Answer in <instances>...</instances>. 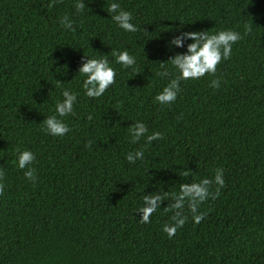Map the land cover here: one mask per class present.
<instances>
[{
    "label": "trees",
    "instance_id": "16d2710c",
    "mask_svg": "<svg viewBox=\"0 0 264 264\" xmlns=\"http://www.w3.org/2000/svg\"><path fill=\"white\" fill-rule=\"evenodd\" d=\"M83 2L77 12L75 0H0V264H264V0H116L135 32L111 20L112 0ZM223 29L241 35L230 57L214 74L181 80L171 104L156 102L177 75L164 62L191 43L171 39ZM113 50L135 65L115 63ZM101 55L116 76L90 98L78 68ZM63 89L77 99L56 137L43 120ZM137 120L160 138L132 143ZM141 148L142 159L125 160ZM18 149L35 154L34 181L16 166ZM217 168L224 184L209 185L218 194L199 204L200 222L185 201V223L169 238L162 226L174 222L167 206L180 185ZM153 193L164 200L140 223Z\"/></svg>",
    "mask_w": 264,
    "mask_h": 264
},
{
    "label": "clouds",
    "instance_id": "9594fccd",
    "mask_svg": "<svg viewBox=\"0 0 264 264\" xmlns=\"http://www.w3.org/2000/svg\"><path fill=\"white\" fill-rule=\"evenodd\" d=\"M83 0H75L74 7L77 12H80L85 8ZM108 11L112 13L111 20L115 22L118 28L127 32H135L136 25L133 24L131 12L121 8L120 4L116 0H112L108 5ZM60 24L65 29H72L73 21L69 19L67 15H64L59 19ZM241 39V35L238 31L233 29H223L215 33H208L207 31H192L182 32L180 36L173 37L169 42L176 47L184 46L185 40H190L191 43L186 45L187 51L185 53H178L168 59L177 72L175 78L171 79L161 91L157 92L154 100L161 105L171 104L176 100L179 92V82L181 80L199 79L206 73L214 74L216 72V66L222 59L226 60L231 55L232 46L238 40ZM114 56V62L121 65L123 68H128L135 65L136 58L130 55L127 50L112 51ZM85 62L78 68V73L84 75L81 87L84 89V95L90 98L100 97L104 94L105 90L114 82L116 76V69H114L109 61L101 55L99 58H88L84 56ZM162 63V64H164ZM63 74V73H61ZM162 76H166L167 72L160 73ZM60 82L59 80H57ZM61 83V82H60ZM213 88L220 86L219 79H213L210 82ZM63 99L57 100L54 104L55 114L46 116L43 120V129L45 132L52 136L60 137L69 131L67 123H65L61 117H64L73 112V105L77 99V93L70 91L69 89H63L61 92ZM91 119V116H89ZM130 141L136 143L142 136L145 137V141L150 143L153 140L159 139L161 133L154 131L151 134L147 133V127L142 121H135L133 125L128 127ZM144 156L143 149H135L129 151L125 155V160L129 163H135L137 160L142 159ZM35 160V154L30 150H17L16 166L19 169L24 170L23 174L28 180H35V169L32 167V162ZM185 175L188 173L185 172ZM4 172L0 169V178H2ZM215 183L222 187L223 169L217 168L215 170L214 177L210 180L205 177L198 182L190 184H181L178 193L174 194L173 202L168 205L171 209L175 210L171 220L173 223H165L162 226V231L165 232L169 238H171L176 230L182 227L185 223L186 217L182 215V209L185 201L189 210L192 213V220L194 223H199L203 217V212H198V206L210 195L214 196L217 193L209 192V185ZM164 200V195H157L155 193L151 195L143 196V205L137 209L136 212L140 213V223L149 222L150 215L160 207V203Z\"/></svg>",
    "mask_w": 264,
    "mask_h": 264
}]
</instances>
